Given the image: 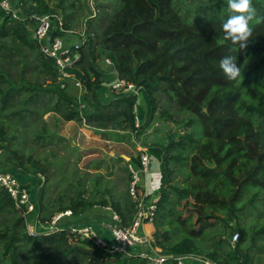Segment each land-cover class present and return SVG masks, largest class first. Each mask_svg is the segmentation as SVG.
<instances>
[{"label":"trees","instance_id":"obj_1","mask_svg":"<svg viewBox=\"0 0 264 264\" xmlns=\"http://www.w3.org/2000/svg\"><path fill=\"white\" fill-rule=\"evenodd\" d=\"M118 1L121 6L103 28V35L107 57L113 62L119 78L128 83H136L140 92L147 96L150 120L158 112L155 96L157 84L164 82L166 88L174 93L179 106L197 117L202 131L199 139L188 134L180 136L178 142L173 140L172 147L178 146L179 151L171 154V149L168 148L164 157L165 163L168 160L186 161L190 172L187 187H175L179 197L172 209V216L185 237L173 246L172 252L166 253L172 256L166 264H176L174 257L177 255H202L196 240L214 225L219 209L238 202L245 185L264 188V57L257 64L259 71L254 75V81H250L252 84L257 83L259 88L251 90L250 85L243 82L248 57L254 54L264 55V0L255 1L256 17L251 22L252 34L245 49H240L224 38L220 21L227 9L221 0L200 4L193 21H188L181 15L174 6V0ZM43 4L44 11L34 12L53 13L47 4ZM0 15L4 17L0 24V34H11L20 44L37 50L42 70L57 81L55 60L40 52L39 44L29 29V22L14 18L1 8ZM64 28L70 29L66 22ZM57 34L64 33L58 31ZM96 44L90 38L80 48L81 59L72 69L84 85L82 99L87 103V108L82 109L78 101L64 93L66 88H62L59 82L56 89L46 88L57 96L51 111L61 113L67 121H85L86 125L95 129L114 128L138 135L148 125L136 124L137 95L118 93L109 101H103L99 95L104 85L102 73L92 63L98 57L94 50ZM86 45L90 49L89 53L84 51ZM229 54L236 58L238 65H242V78L239 82L229 81L219 69L220 59ZM135 62H138L136 66ZM251 69L255 70V67ZM0 80L4 81L1 73ZM15 91V88H0V111L8 109ZM255 95L260 96V99L249 102ZM33 100L34 103L38 101L37 98ZM21 112L22 109L13 113ZM0 135L4 136L3 128H0ZM186 141L190 147L185 145ZM2 148L0 145V149ZM131 163L141 166L140 157H132ZM36 167L40 173L49 176L45 165L39 162ZM11 171L16 173L9 170ZM31 177L42 178L38 174ZM20 181L26 183V180ZM41 182L46 185L47 179H41ZM26 184L29 186L28 182ZM43 196L44 193L39 196L38 207L43 205ZM168 201V193L164 190L157 203L155 220ZM98 203L111 205L119 213L123 225L133 224L137 206L131 196L124 203L116 202L113 198L103 199ZM95 204L96 201L80 197L68 205H62L59 211L69 209L73 216H79ZM0 205H10L21 211L1 186ZM234 229L238 232L235 226ZM2 235L1 232L0 236ZM15 239L12 237L0 254V259L3 255L10 260L9 264H24V260L27 261L26 264H42V260L49 264H147L146 259L140 256L114 254L100 246L97 247L106 253L102 259H98L95 251L98 252L99 249L93 245L92 240L82 238L69 228L50 234L38 230L31 233L27 230L20 246L15 245ZM93 247L96 250L89 251ZM23 254L25 256L20 259L19 255ZM117 256L125 261L115 263L113 257ZM205 258L212 259L217 264H239L237 256L229 254L224 260L218 259L214 254L210 257L206 255ZM234 260L237 262L232 263ZM0 264H4V260Z\"/></svg>","mask_w":264,"mask_h":264},{"label":"rangeland","instance_id":"obj_2","mask_svg":"<svg viewBox=\"0 0 264 264\" xmlns=\"http://www.w3.org/2000/svg\"><path fill=\"white\" fill-rule=\"evenodd\" d=\"M42 1L70 28L65 32L68 45L83 46L90 38L97 42L94 50L98 57L92 63L102 73L103 82L111 83L119 77L113 62H108L103 35V28L121 6L118 0ZM174 1V6L181 15L188 21H193L200 4L218 0ZM255 1L251 0L252 7ZM13 3L22 5L24 17L34 11H44V4L40 0H23V4L20 0H13ZM3 20L4 17L0 15V24ZM29 37L32 39L30 34ZM84 51L90 52L88 45ZM39 57L37 50L20 44L11 34H0V73L4 77V81L0 80V88L16 89L8 109L0 111V128L4 130V136L0 135V145L3 147L0 149V169H6L8 172L13 170L16 173L11 171V174L16 178L26 180L35 203V208L30 213L16 210L10 205H0V233H3L0 236V254L12 237L16 238L15 245H22V237L27 230L50 234L63 228L70 229L71 225L80 223H111L110 216L115 210L111 205L105 206L98 201L113 198L116 202L124 203V200L131 196L128 192L132 175L128 162L132 157H140L143 149L152 155V173H140L143 181L150 176L153 179V185L148 186L149 195L153 192L158 194L162 189L161 193L166 190L169 196L164 210L152 226L147 225L144 229L151 235L149 240L154 250L159 253L172 252L173 246L185 237L182 228L172 216V209L179 197L175 187L186 188L190 172L186 161L168 160L165 163L164 157L168 148L171 149V154L179 151L178 146L172 145L173 140L178 142L180 136L191 134L197 139L201 137L202 131L197 117L183 110L174 93L166 88L164 82H160L155 91L158 112L150 120L147 113V96L140 92L136 83H128L119 78L122 87L104 85L99 95L103 101H109L118 93L137 95L136 119L139 126L147 123L144 131L136 135L114 128L95 129L86 125L85 121H67L61 113L51 111L57 96L46 88L56 89L59 80L55 81L44 73ZM263 57V54H254L246 61L243 82L249 84L251 90L259 88L257 83L252 84L250 81H254V75L259 71L257 64L261 63ZM137 63L135 62L134 66ZM252 67H255V70H252ZM68 83V88L63 92L80 103L85 91L80 92L73 79ZM35 98L38 99L37 103H34ZM258 99L260 96L255 95L249 102H257ZM20 109L21 113H13ZM79 128H87L93 132L87 129L80 132ZM186 144L190 147L188 141ZM186 151L188 152V148ZM39 162L49 170L48 177L37 169L36 164ZM36 174L42 176L41 179L46 178L47 184L43 185L38 177H31ZM41 193H44L43 205L38 207ZM80 197L96 201V204L79 216L55 222L56 216L63 212L59 211V207L68 205ZM151 198L152 196L148 197L147 202ZM214 220V225L196 240L202 253L200 257H210L214 254L218 259L224 260L229 254L237 256L239 264H264V188L252 184L245 185L238 202L228 208L219 209ZM235 225L242 228L243 233L239 232V242L234 246L230 240L236 234ZM82 238L90 239L85 236ZM90 240L94 246H98L93 239ZM97 249L98 252L94 247L89 251H95L97 258L102 259L106 252L99 247ZM141 250L150 252L146 246H142ZM24 256L19 255L20 259ZM113 258L115 263L125 261L122 257ZM3 260L4 264H9L10 260L2 255L0 262L3 263ZM23 262L26 264L27 261ZM41 263L49 264L46 260Z\"/></svg>","mask_w":264,"mask_h":264},{"label":"built area","instance_id":"obj_3","mask_svg":"<svg viewBox=\"0 0 264 264\" xmlns=\"http://www.w3.org/2000/svg\"><path fill=\"white\" fill-rule=\"evenodd\" d=\"M20 3H13V0H0V8L11 14L14 18L29 22V29L32 31L34 38L39 44L40 52L47 58L55 60L58 70V80L62 88H68V82L73 79L75 86L84 91V85L80 79L75 77L72 69L77 66L81 59V45H68L65 37L67 30L64 28V22L56 13H29L24 17L23 8ZM60 31L64 34H57ZM112 64V61L108 59ZM113 88L122 87L121 81L112 85ZM82 109L87 108V103L82 99L80 102ZM138 124V119H136ZM141 166H135L129 160L128 166L132 175L129 193L134 199L137 206V213L134 222L130 226H125L122 219L116 211L112 212L109 224H100V232H98L94 224L80 223L71 225L70 230L81 236L93 239L96 245L110 253H121L125 256H140L146 259L147 264H166L170 258L166 253H159L151 247L149 237L151 236L144 228L147 224L154 223L157 203L161 197V192L149 195V188L152 184L150 176L145 181L142 180L140 173H152V155L143 149L140 153ZM153 185V184H152ZM0 186L3 187L10 197L13 199L15 206L20 210L30 213L35 208L32 194L28 184L21 182L11 172L0 171ZM152 196L147 202L148 197ZM112 210L111 207H107ZM73 216L71 210H65L56 216L55 222L63 218ZM143 232H142V231ZM31 233H35L33 230ZM240 239L239 232L231 238V243L235 246ZM142 246L150 249V252L141 250ZM176 264H217L209 258L195 255H177L174 257Z\"/></svg>","mask_w":264,"mask_h":264},{"label":"clouds","instance_id":"obj_4","mask_svg":"<svg viewBox=\"0 0 264 264\" xmlns=\"http://www.w3.org/2000/svg\"><path fill=\"white\" fill-rule=\"evenodd\" d=\"M223 2L227 9L226 15L220 21L224 38L240 49H245L252 34L250 25L256 17V10L252 7L251 0H223ZM218 66L229 81L239 82L242 78V65H238L234 56L225 55L220 59Z\"/></svg>","mask_w":264,"mask_h":264},{"label":"crops","instance_id":"obj_5","mask_svg":"<svg viewBox=\"0 0 264 264\" xmlns=\"http://www.w3.org/2000/svg\"><path fill=\"white\" fill-rule=\"evenodd\" d=\"M114 80H115V79H113V81H114ZM105 83H106V84H105ZM107 83H108V82H103V85H107ZM85 129H87V128H79L80 132H85ZM152 224H153V223H150V224H147V225H152ZM147 225H146V226H147ZM94 227H95L96 230L101 229V228H100V225H98V224H94Z\"/></svg>","mask_w":264,"mask_h":264},{"label":"water","instance_id":"obj_6","mask_svg":"<svg viewBox=\"0 0 264 264\" xmlns=\"http://www.w3.org/2000/svg\"><path fill=\"white\" fill-rule=\"evenodd\" d=\"M118 80H119V77H117L113 82H111V83H107V85H109V87H111L114 83H117ZM105 84H106V83H105ZM205 110H206V109H205ZM235 227H236V229H237L238 232H240V233L243 232L242 229H241V228H238L237 225H235ZM169 257L171 258L172 256L169 255Z\"/></svg>","mask_w":264,"mask_h":264}]
</instances>
